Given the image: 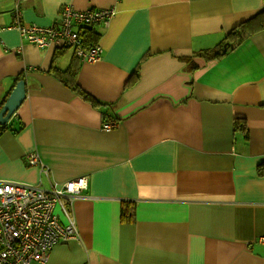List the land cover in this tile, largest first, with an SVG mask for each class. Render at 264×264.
<instances>
[{
	"label": "crops",
	"instance_id": "obj_1",
	"mask_svg": "<svg viewBox=\"0 0 264 264\" xmlns=\"http://www.w3.org/2000/svg\"><path fill=\"white\" fill-rule=\"evenodd\" d=\"M16 5L23 24L38 26L56 22L64 5L114 8L106 24L79 28L100 59L29 43L6 28ZM262 7L0 0V108L18 80L26 90L0 132V180L88 183L71 205L78 237L33 264H264V28L232 47L224 39ZM219 45L224 53L206 59ZM71 65L97 104L56 75ZM105 121L116 124L103 130Z\"/></svg>",
	"mask_w": 264,
	"mask_h": 264
},
{
	"label": "built area",
	"instance_id": "obj_2",
	"mask_svg": "<svg viewBox=\"0 0 264 264\" xmlns=\"http://www.w3.org/2000/svg\"><path fill=\"white\" fill-rule=\"evenodd\" d=\"M115 13L114 8L89 7L83 10L71 5L60 8L56 22L49 26L23 24L14 7L15 20L6 28H15L21 37L37 47L54 44L69 46L83 62L100 59L99 44L87 46L79 35L80 27L106 24ZM115 121L101 124L103 130H110ZM36 154H30L28 162H38ZM47 168L41 172L47 174ZM87 177L77 176L62 183H53L44 188L40 184L0 180V264L43 263L48 250L55 244L78 237L71 205L75 198L87 188ZM55 207L65 217L61 222ZM264 241V236L260 238Z\"/></svg>",
	"mask_w": 264,
	"mask_h": 264
},
{
	"label": "trees",
	"instance_id": "obj_3",
	"mask_svg": "<svg viewBox=\"0 0 264 264\" xmlns=\"http://www.w3.org/2000/svg\"><path fill=\"white\" fill-rule=\"evenodd\" d=\"M263 1V7L261 11H259L257 14L252 16L251 18L244 20L238 24H236L226 35L225 40L229 47L235 46L241 41L244 40V38L252 33L253 31L257 29L264 28V0ZM224 45L216 46L214 49L211 50L209 54L204 55L205 58H216L224 53ZM56 75L65 83L68 84L76 94H79L83 99L91 102V104H97L96 100L91 98L88 94H86L83 90L79 88L75 80L73 79L75 76V68L74 66H69L65 70H58ZM63 76V77H62ZM72 79L70 80V78ZM6 128V124L0 126V132ZM129 212L126 208V203L121 207V216L123 218L128 217Z\"/></svg>",
	"mask_w": 264,
	"mask_h": 264
},
{
	"label": "water",
	"instance_id": "obj_4",
	"mask_svg": "<svg viewBox=\"0 0 264 264\" xmlns=\"http://www.w3.org/2000/svg\"><path fill=\"white\" fill-rule=\"evenodd\" d=\"M26 95L25 82L18 80L0 108V126L5 125Z\"/></svg>",
	"mask_w": 264,
	"mask_h": 264
}]
</instances>
